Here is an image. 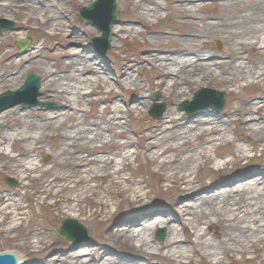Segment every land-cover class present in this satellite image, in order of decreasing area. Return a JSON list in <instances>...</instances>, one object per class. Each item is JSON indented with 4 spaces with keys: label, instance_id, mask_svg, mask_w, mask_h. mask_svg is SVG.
<instances>
[{
    "label": "bare ground",
    "instance_id": "obj_1",
    "mask_svg": "<svg viewBox=\"0 0 264 264\" xmlns=\"http://www.w3.org/2000/svg\"><path fill=\"white\" fill-rule=\"evenodd\" d=\"M118 1H125L127 16L111 29L116 73L110 74L108 62L97 68L91 57L70 48L80 44V36L68 30L67 0H0V20H22L14 32L0 35V90L15 92L21 74L36 69L44 79V99L58 107L28 113L16 105L0 113L7 128L0 132V174L11 176L14 186L16 181L13 191L0 187V233L21 229L37 206L53 213L55 222L30 223L21 231L24 247L12 250L36 255L43 264H196L195 257L235 264L236 255L243 260L251 252L264 264V160L250 154L264 152V0H210L215 12L207 18L193 11L206 7L198 0H170L167 11L171 6L181 20L170 30L152 23L164 17L159 0ZM48 11L54 14L46 16ZM197 24H202L199 31H188ZM135 25L146 30V49L140 58L122 57L123 42L142 34ZM31 31L38 40L57 44L37 41L24 54L10 49L14 37L22 40ZM216 39L224 41V53L209 49ZM145 69L153 74L149 86L138 79ZM207 82L219 83L232 98L222 116L213 111L224 110L226 96L207 88ZM198 86V91L222 93L223 109H213L216 97L205 99L206 94L200 98L210 104L206 110L181 109ZM151 89L160 93L162 103L159 98L156 103L167 106L161 118L153 117L158 120L145 115ZM249 89V96H241ZM86 104L105 105L99 120L85 111ZM134 119L140 127L131 124ZM225 145L231 159L217 162L218 148ZM41 153L48 159H39ZM141 160L170 191L165 210L150 198V183L137 181L131 172ZM221 177L232 183L217 185ZM122 203L131 214L112 227L116 212L109 209ZM63 219L86 229L83 222L99 225L103 233L94 249L88 250L90 239L69 249L53 238L56 222ZM210 225L218 230V241L209 237ZM162 227L168 231L165 241ZM157 229L164 230L162 245L152 239ZM79 231L70 228L77 238ZM181 232L189 237L182 239ZM59 245L67 250L58 251ZM110 246L126 248L132 256H113Z\"/></svg>",
    "mask_w": 264,
    "mask_h": 264
},
{
    "label": "rangeland",
    "instance_id": "obj_2",
    "mask_svg": "<svg viewBox=\"0 0 264 264\" xmlns=\"http://www.w3.org/2000/svg\"><path fill=\"white\" fill-rule=\"evenodd\" d=\"M68 1V5L66 7V10L63 11V13L65 14V16L67 17V21L69 22V31L70 33L72 32H77L80 36V44H73L72 46H70V48L72 49H75L78 53H81V54H85L87 55L88 57H91L94 62H95V66L97 68H99L100 66H104V62H108L110 67L114 69V72H110V74H114L116 73V65L113 64L114 62V59H113V56H114V52H113V49L111 47L110 51L108 52V54L105 56V58H101L97 53H95L94 49H93V46H92V39L93 38H96V37H100L101 36V32L98 30V28L92 23V22H87V21H83L80 17H79V12L81 10L82 7H89L91 5L92 2H94L95 0H88V3L86 4H83V0H67ZM124 2L125 1H118L117 0V5H118V11H117V23L114 25V26H118L121 22V20L127 16V14L125 13L124 11ZM170 0H159V4H161L162 6V10H161V14L164 16L163 17V20L161 21H152L153 24H156V28H161V29H173V24H177V23H180L181 20L180 18L178 17V13L176 12V10L174 11L171 6H169V10L167 11V4L170 5ZM198 2L200 4H203V5H206L205 8H201L199 9V11H197V9H193L194 12H196L198 15H200L201 17L203 18H207L209 14H212L214 13L215 11L213 10V8L209 5L211 2L210 0H198ZM48 14L46 16H49V15H53L54 12H50L48 11L47 12ZM10 22H13L14 23V30L12 31H3V32H0V35H6L7 33H12L16 30V24L17 22L19 21H22V20H9ZM32 27L33 28H36L37 25L35 22H33L32 24ZM113 26V27H114ZM138 29H140L142 31V34L140 35H135L133 37H129L127 38L123 44H122V47L124 49L123 53H121V56H131L132 58H135V57H138L140 58V55H141V51L146 49V45H144V39H145V36H146V30L145 28H143L142 26L140 25H135ZM202 26V24H197V26H191L189 27L190 30L188 31H199ZM112 27V28H113ZM174 30H177L176 28H174ZM83 31H87L88 32V36H84V39H83ZM18 33V31H16ZM26 34V32H25ZM259 38H261L263 40V37L259 36ZM29 39L30 40V44L29 46L27 47V49H25L24 51H21L19 49V47L17 46V42L20 41V40H16V37H14L13 39V44H12V47H10V49H16L17 52H21L22 54L26 53V51L37 41H41V43L43 41H45L47 44L48 43H54L55 45L57 44V42H52L50 39L48 38H44V37H41L39 40L37 39V35L34 31H31V33L29 34V36H24L22 40H27ZM225 44H224V41H222L221 39H216L214 40L212 43L209 44V49L215 53H221V52H225ZM52 63V61H49ZM27 74H35L37 76L40 77L41 79V89H42V83L44 81L43 79V76L41 74L40 71L36 70V69H33V70H26L24 71L21 76H20V81H19V87L18 89L24 84V80H25V76ZM109 74V73H108ZM152 72L149 70V69H145L141 75L139 76V82L144 84V85H148L149 86V82L151 81L152 79ZM112 75H110L111 77ZM208 86L207 88L209 89H215V90H218V91H222L225 96H226V106L224 108V110L221 112V113H217L211 109V111H213L215 113V115L217 116H222L225 112H227V110L229 109V107L231 106V103H232V98L229 94V92H225L223 87L222 86H219L220 84L218 83V85H215V84H209L207 82ZM202 87L201 86H198V87H195L191 90V96L189 97V99H187L188 101H192L193 100V96L195 94L196 91H198L199 89H201ZM17 89V90H18ZM41 89L39 90V96H38V101L45 104V105H53L54 108H50V107H34V108H31V109H23L21 106H18L19 109L21 110H24L26 112H32L33 110L35 109H45V110H48V111H55V110H58V107L56 104L52 103V102H48L46 99H44L43 97V94H42V91ZM8 90L6 89H3V90H0V94H3L5 92H7ZM115 92L117 94H121L120 92V89L118 87H115ZM153 93H157L159 95V102L162 103L160 101V93L158 91H155L154 89H151L150 92L147 94L148 95V101H150V107L148 108V110L145 112V115L147 116V120H158V119H154L150 114H149V111L151 109V106L153 104V101L151 100V95ZM251 93V90H244L242 93H241V96H249ZM94 99H97L98 96H94L93 97ZM128 98L130 100V102H134L135 101V95L133 93L129 94L128 95ZM203 104V103H201ZM200 104V105H201ZM104 104H99V105H89V104H86L84 106V109L85 111L89 114V115H92L94 113L97 114V118L98 120L100 119L99 118V115L102 113L103 111V108H104ZM167 106L165 105V110H166ZM206 110V109H204ZM208 110V109H207ZM203 111V110H202ZM201 112V111H199ZM198 112V113H199ZM197 113V114H198ZM164 115V114H163ZM188 116V115H187ZM92 120V119H91ZM90 121V120H89ZM131 124L138 128L140 127L141 125V122L138 120V119H134ZM7 128L5 125L3 124H0V132H4L6 131ZM230 137L231 138H234V136L232 134H230ZM230 146L228 145H225V146H221L220 148H218V151L219 153H221V157L219 158H216V161L217 162H224L226 160H229L231 159V156H230ZM111 151H113V153L117 152V148L116 146H112L110 148ZM262 149H259L258 152H250V154H256V158L257 160H260V161H263L264 160V152H261ZM39 159L41 160H46L48 159V154L47 153H41L39 155ZM47 166H51V165H47ZM45 166V167H47ZM233 171V168L230 166L228 168V171L227 173H231ZM132 174H134V178L137 180V181H140V182H144L145 184L146 183H150V186H151V194H150V198L152 200H155L157 202L158 205H160L158 207V209L160 210H165L164 209V206H162V203L166 202L169 200V197H170V191L167 189V187L163 184V183H160L158 182L157 180V177L156 175H154L152 173V167L150 165H148L144 160L140 161L139 163H135L132 165V170H131ZM206 173V170H202L201 174H205ZM127 175L129 174V172L126 173ZM8 178H11V176H9L8 174H0V187L2 188V190H5V189H8L10 191H13V189L16 188V181H15V186L14 187H11L7 182L6 180ZM14 179V178H13ZM226 179H229V178H226ZM231 180H224V177H221L217 180V185L221 184V183H232V182H229ZM32 184V182H31ZM33 186H34V183H33ZM31 186L28 190V193H32L33 190H34V187ZM27 204V203H26ZM86 205H84L85 207ZM111 212H113L115 214L116 212V217L113 219V222L111 224L112 227H115V225H117L118 223H122L124 220H125V217L130 215V214H127L128 212H130L131 208L128 206L127 203H122L121 207L119 208L118 205H112L109 209ZM65 220L67 219H63V220H60L58 222H56V228L54 229L53 231V238H55L58 242H60L61 244L63 245H68L69 246V249H72L73 247H76L73 245L72 242H68L66 240H63L59 237V228L62 224V222H64ZM39 223V224H51V223H54L55 222V219H54V214L53 213H50L49 211H47V209H44L42 207H35L33 208L32 212L29 213V218L28 220L23 224V227L17 231H14V232H11V233H0V250L1 249H6V251H9V250H12L14 248H18V249H22V247H24V237L21 235V231L22 229L24 228H27V226H29L30 223ZM17 223V221H16ZM83 224L87 227L88 231H89V237H90V241L88 242V250H92L94 249V247L96 246V241L98 240V236L102 235V229L99 225H97L96 223L92 222V221H89V222H83ZM121 225V224H120ZM203 226V225H202ZM210 234H209V237H211L214 241H218L220 239V236L218 234V230L215 229V226L214 225H210ZM207 228V227H206ZM160 229H165V239L164 241L166 240V236L168 234V231L165 227H162ZM159 229H157L156 231H154V233L152 234V239L154 241V243L156 245H162L163 243L159 242L158 239H157V232H158ZM180 236L182 237V239H185L186 237H189V233L187 232L186 234L182 233L180 234ZM264 236V235H263ZM163 241V242H164ZM111 249V253L113 256H120L121 258H129V256H132V253L129 252L126 248H123V247H120V246H110L109 247ZM262 248H264V246H262ZM58 251L59 250H67V248H64L63 246H57L56 248ZM22 251V250H21ZM23 252V251H22ZM54 254V253H53ZM52 254V255H53ZM56 254V253H55ZM23 255L26 257V260H30L31 257H33V260H37L39 261L41 258L36 256V255H31V254H27V253H24L23 252ZM240 255H236L235 258H236V263L235 264H260V261L259 260H255V254H253L252 252L248 254V256H246L245 259L242 260V257H241V260H240ZM195 263L196 264H208L207 262L201 260L200 258L198 257H195ZM225 264H229L227 259L225 260Z\"/></svg>",
    "mask_w": 264,
    "mask_h": 264
},
{
    "label": "water",
    "instance_id": "obj_3",
    "mask_svg": "<svg viewBox=\"0 0 264 264\" xmlns=\"http://www.w3.org/2000/svg\"><path fill=\"white\" fill-rule=\"evenodd\" d=\"M117 2L116 0H96L90 7H83L80 11V18L84 21H91L102 33L100 37L92 39L93 47L95 51L104 58L110 50L111 41V29L117 23ZM14 24L6 20H0V31L13 30ZM18 46L21 50H25L28 43L19 42ZM40 78L34 74H29L25 78L24 85L16 92H7L0 95V113L4 110L12 108L20 104L23 108H33L36 106L45 107L46 105L38 101L39 90H40ZM206 94V98L214 95L216 97L212 108L215 110H222L225 104L223 94L215 92L209 89H202L194 95L192 102L186 101L180 106L181 109L186 110L189 114L197 113L200 110L210 106V104H201L200 98ZM159 96L156 94L152 95V100L155 102L151 108L150 115L154 118H161L165 107L161 104H157ZM53 108V106H50ZM7 182L14 186L13 180L8 179ZM75 227L80 235V238L75 237L70 232V228ZM59 236L66 241H72L75 246L81 245L80 243L89 241L88 231L85 227L76 221L69 220L63 223V226L59 230ZM77 236V235H76ZM164 230L158 232V240L163 241ZM7 252L6 249H1L0 253ZM10 253L0 254V264H43L42 261L24 260L22 254H18L16 250L9 251Z\"/></svg>",
    "mask_w": 264,
    "mask_h": 264
}]
</instances>
